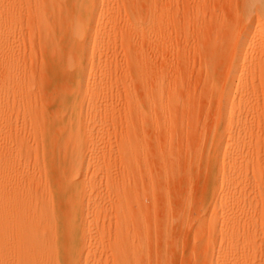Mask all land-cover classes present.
<instances>
[{"label": "rangeland", "instance_id": "obj_1", "mask_svg": "<svg viewBox=\"0 0 264 264\" xmlns=\"http://www.w3.org/2000/svg\"><path fill=\"white\" fill-rule=\"evenodd\" d=\"M5 1L6 15L2 17L0 15L1 208L5 209L6 203L11 207L28 209H39L45 206L40 199V193L54 184L47 165L48 148L51 147L50 144L55 138H59V135L64 133L62 137L67 145L63 141V146L66 149L63 146L64 150L58 148L62 158L55 154L57 158L59 157L60 161L70 159L71 171L75 175L83 171V166H89L86 178L73 175L72 179L77 182L78 186L84 190L90 188L99 194L107 189L108 183L112 182L111 185L123 189L124 192L128 191V195L132 194V214L136 208L135 214L137 215L134 214L131 220L139 221V215L141 213L143 215L138 224L130 223L132 230L129 233L131 232L132 242L134 240L133 246H135H132V255L130 253V259L133 260H128L127 264H131L134 260L136 263L132 264H211L214 262L221 249V238L217 236L212 242H208L212 237L208 223L211 213L208 211L206 213L205 210H208V203H210L208 201L222 198L224 189H222L221 180L215 178V173L211 169L216 152L214 146L216 130L214 129L218 124L216 120L218 116L215 115L218 114L216 113L218 112V98L215 97V90L212 86L214 87L216 83L223 84L226 78L227 67L230 66L233 54L232 38L240 34L245 25L243 1L96 0L97 9L105 10V13L101 17L103 28L94 35L91 43L95 40L101 41L103 36L110 34L108 29L105 30L107 21L113 24L117 32L113 35L115 39L112 37L111 46L106 54L96 52L81 61L75 51L71 50L70 58L74 59V64L80 62L82 69H88V71L93 69L94 72L93 74L88 73L89 83L80 89L78 107L82 105L85 109L82 111L79 109L82 116L77 119L81 127L76 129L77 135H74L73 131L67 134L66 131H69L67 128L71 129L70 125L66 129L65 127L59 128V126L57 129L55 123L51 122L53 121L51 117L55 120L58 112L57 103H55L57 95L62 91L71 93L78 80L77 75L68 74L67 76L61 72L60 68L66 56H63L60 50L68 46L63 40L66 39L64 30L67 29V24H65L67 21L64 22L63 19L57 22L55 28L58 29L57 33L60 35L56 33L59 41L57 42L60 44L54 45L53 48L52 45L49 46L48 40H43L46 37H42V30L36 18L26 12L28 10L27 0L17 1V15L14 19L8 15V0ZM254 13L256 12L252 11L250 16L255 19L256 14ZM135 24L138 29L134 33L132 27ZM142 32L146 34L144 33L141 38ZM138 33L141 34L138 35ZM250 41L251 47L257 46L258 36L252 37ZM126 48L130 50L129 53L131 52V55L127 52L129 57ZM63 51L66 53L67 49ZM139 51L142 53L139 62L144 58V61L148 60L149 63L147 61L146 64L143 61L145 64L137 62L140 65H132L136 57H140L141 54H137ZM131 58L135 59L132 61ZM131 65L133 67L143 65L144 67H139L141 70L136 68L131 71ZM100 76L103 80H100ZM154 76L158 78L155 79ZM160 79L164 87L161 86ZM155 83H160V86L164 88L162 89L165 97H162L164 98L162 102L165 101L161 105L167 108L159 106L158 103L159 107L155 108L156 111L151 105L153 111L150 122H148L143 116L141 117V113L143 107L145 110L149 109L146 100L150 92L154 93ZM258 85L256 89L259 95L255 100L261 103L260 93L264 89L259 88ZM25 92L31 98L32 111L35 110L33 112L37 115L36 129L40 126L37 131L32 130L34 133H31L33 134L31 138L21 135V132H16L23 128L24 123L26 127H29L28 125L33 124L36 118L35 113H33L35 118L30 116L25 118L23 108H20V102L23 101L21 97L26 95ZM127 98L139 103L137 105H143L141 109L138 108L139 113H133L132 110V115L136 114L134 117L131 112L125 110ZM170 102H172L171 105ZM89 105L101 107L103 111L108 109L104 113L94 114L96 117L97 115L102 117V120L98 119L99 123L102 121L105 125L106 120L108 124L105 125L103 132H98L97 129L91 137L85 131L94 127V122L91 120L95 116L87 112ZM136 109L135 106L134 112ZM174 111L177 112L176 115ZM52 124L55 125L54 130H50L53 127ZM262 126L264 124L254 129L251 135L253 139L248 138L245 141L246 148L250 147L251 153H255L251 155L249 151L243 156V160L247 159L244 162L248 165L245 172L246 179L243 176L234 181V185L237 183L246 185L245 192L240 199L242 206L239 203L240 209H244L243 215L238 214L239 217H237L243 216L242 222H245L246 218L247 220L245 223H239V227L236 224L235 230L231 229L233 239L238 246L236 251L238 259L234 261V258L230 257L233 264H264V139L262 138L264 128ZM127 133L133 145L131 149L133 161L130 160L127 163L129 167L121 163L118 154L120 145L118 142L120 143L121 138H124ZM55 134L56 137L53 138ZM136 140L139 142L137 143ZM255 143L258 146L257 149H255ZM137 145L139 146L136 148ZM225 153L223 149L220 153L221 157ZM210 157H212L211 160ZM241 162L237 163L233 169L238 171L246 165ZM6 163L10 170L7 182ZM227 171L228 168L219 166L217 172L221 175ZM6 183L12 186L7 197ZM212 185L215 186L213 193ZM22 187L26 191L28 189L29 192L23 193ZM108 202L106 200L99 206L108 216L105 225L100 224L99 226L100 238L93 236L95 239L91 242L88 235L71 232L74 245L82 246L84 249L92 246L91 251L85 250L90 254L82 264H99L100 262L101 264H112V254H110L112 252H110L111 248L109 249L106 239L115 232L114 224L109 222V219L114 216L112 212L115 214V211L110 209L111 202L110 204ZM230 218L234 219L232 216ZM216 224L217 228L222 226V219L218 218ZM132 225L138 226L137 229ZM140 246L143 249H140ZM136 249L140 257L137 254L134 255ZM9 258L11 257H8V261L12 259ZM0 264H6V248L0 250Z\"/></svg>", "mask_w": 264, "mask_h": 264}, {"label": "bare ground", "instance_id": "obj_2", "mask_svg": "<svg viewBox=\"0 0 264 264\" xmlns=\"http://www.w3.org/2000/svg\"><path fill=\"white\" fill-rule=\"evenodd\" d=\"M17 1L18 0H8V6H9L8 15H10L12 19H14V16L17 15L16 14L17 13L16 12ZM242 1H243L242 2L243 20L245 22V25H244L242 32L236 36H233L232 38L231 44L233 47L232 49L233 54L230 52L232 54V57H231V62L229 64L230 66L227 67L228 69V71H226L227 74L225 73L226 78L224 79L223 84L221 83L222 86L219 83H216V84L213 83L214 87L212 86L213 84L211 85L212 88H214L215 90L214 92L215 97L218 98V101H217V104H218L217 111L218 112H216L218 114H215L218 116V118H216V120H218V124L216 126L217 129L216 128L214 129L216 130V134H214L216 137L214 140V146H215L216 152L214 151L215 152L214 157H213L214 161L212 163L211 169H213V173H215L214 174L215 178H217V180H221L222 189H224L222 198L220 200L211 199V201H208L210 202L208 203L209 204L208 208L205 207V209L206 208L208 209V210H205L206 213L207 211L211 213V216L209 217L210 219L209 221L208 220L207 221L210 225L209 228L211 229L212 237H211V241H208V242H212L214 239L217 238V236L221 238L220 239L221 249L218 251L216 255V259L214 260L212 258L214 262H212L211 264H214V263L215 264H233L232 261H230L231 258L232 259L234 258V261L238 259V257L236 258V251L238 249V246L236 244V241H234L233 239L231 229L233 228L235 230L236 224H237V227H239V223H245L247 220L246 218L245 222H242L241 218H243V216L241 218H238L240 214L243 215L244 209L242 208H241L242 210L240 209L239 203H241L240 199H242L243 192H245V189H246V188L244 189V187L246 185L245 184L240 185L238 183L237 185H234V181H236L237 179L243 176H244V179H246L245 172L248 169V165H247V162H244V160H247V159L243 160V156L246 154V152H249L251 149L250 147L248 149L246 148L247 145L245 146L246 144L245 141L248 140V138L249 139L251 138V135H253L254 129L256 130V127L264 124V90L263 92L260 93L261 103L255 100V98H257V96L259 95L256 89V85L259 84L258 87L259 88L261 87L262 89H264V0H242ZM26 4H27L26 6L28 7V10L27 11L25 10V11L32 17L34 16L36 18L35 20L40 24V27L42 30V37L43 36L46 37L43 40L45 39L48 40L49 46L52 45L53 48H54V45L60 44V43L58 44L59 41L57 40V35L58 36L60 35L57 33L58 29L56 30L55 28V26H57L58 24L57 22L59 20L63 21V19H64V22L65 20L67 21L65 23L67 24V29L64 30L65 36L63 35L64 38L66 39H63V40L66 41L64 42L68 44V46H65L66 44L64 43V46L66 48L63 49V46H61L62 43L60 45L61 49L63 50L67 49L66 53L63 50H60L61 53H63L62 54L63 56L66 55L65 59H63L62 61L63 63L60 62L61 63L60 68H61V72H63V74H67V76L68 74L77 75L78 80L76 81V85H74L75 88L72 91L73 93L72 92L70 93V91H67L68 93L66 91L64 92L62 91L61 93L57 95L55 99L56 100L55 103L58 104V105L56 104V109L58 107L57 109L58 112L56 116L54 115L56 117L55 120L54 118L51 117V119L53 120L51 122L55 123L57 129H58V126L59 128L65 127L66 129V127L67 126L69 127L70 125L71 129L67 128V130L69 129V131H66L67 134L68 132L73 131L74 135H77L78 131L76 133V129L78 130V128H81L79 126L77 119L82 116V113L81 112L79 113V109L81 111L85 109V107L82 105L78 107V104L80 101V91H81L80 89L81 87L83 86L85 87L86 85H88L89 83L88 73L93 74L94 72H93V69H90L89 71L88 69H82L80 62H78V64H74L73 63L74 59L70 58L72 56L70 55V53L75 51V53L79 56L78 59H80L81 61H83L85 57L88 58V56L96 52L98 53L100 52L101 54H104V53L106 54V52L109 50L111 46L112 37H114L113 35H116L117 30L114 29L113 24L110 21H107L105 30L108 29L110 34L108 36L107 35L103 36L101 41L95 40L93 41V43H91V39L94 38V35H96L97 32H100L103 28V25L101 24V17H102V14L105 13V10L97 9L98 4L96 3V0H93V1L91 0H27ZM5 7H6V1L0 0L1 17L6 15ZM27 7L25 8L27 9ZM252 11L256 12L254 13L256 14L255 19L250 16ZM12 19L10 21H12ZM134 28L136 29V24L134 27H132V30L133 32L137 31L138 28L136 30ZM145 32H142L141 38L143 37ZM60 33H62V30ZM122 34H124V31ZM131 34L133 33L131 32ZM140 34L141 33H138V35ZM254 36H258V44L255 47H251L250 40ZM133 38H134V34H133ZM125 50H126V53L127 52L129 53L130 51L127 48ZM129 54L131 55V52ZM137 54H141V55H139L140 57H136V59L131 58L132 61L134 59L136 60L134 61L135 62L134 64L133 62L131 63L132 65H135L138 63L141 64V62L144 61V58H143V60L139 62V59H141L142 53L139 51L137 52ZM137 54H134V55L136 56ZM130 55H128V57ZM128 57H127V60L129 59ZM147 61H144V62H146L147 64ZM144 62L142 64H145ZM92 63L93 62H91V64ZM132 65L130 66L132 67L131 71H134L136 68L138 69L139 67L143 66L142 65L139 67H135L137 66L135 65L133 67ZM101 76H100V80H103L101 79L103 76L102 77ZM68 78H66V80ZM157 78L158 76L155 79ZM161 84H162L161 86H163L162 81H161ZM161 86H160V83H157L154 93L150 92L149 96H147L146 104L149 106L148 110H145L144 109L145 107L142 108L141 106L143 105L141 104L137 105L139 103L137 102L135 103L133 99L131 100L130 98L132 97L127 98V101H126L127 103H125L127 104L125 110L126 111L128 110L127 112H131V115H132L133 113H139L137 111H140V109L142 108L143 112L141 113L142 114L141 117L143 116L144 119L150 122L151 112L153 111L151 105H153L155 109L156 107H159L161 104H163V102L165 101L164 100L162 102V100L164 99V98L162 99V97L163 96L165 97L164 92H163V89H164L163 87L165 85L163 87ZM27 93L26 95L25 94L23 95V98L21 97V100L23 101L20 102V108H23V112H24L23 114L25 118L26 116L35 118L36 112H33L35 110L32 111V107L30 106L31 98L29 95L31 94H29L30 92L28 93L29 95ZM166 93H167V90H166ZM169 96H170V93L168 95V98L170 100ZM177 98L179 97L177 96ZM158 103H159V106H158ZM171 104L172 102H170V105ZM107 105L109 106V104ZM135 106L137 109L134 112ZM164 106L165 105H163L162 107ZM87 107H88L87 112L95 116V118L91 120L94 122L93 129L88 128L89 126L87 124L88 130L87 129L85 130L91 137L93 136V133L97 129H98V132H103L104 128H106L105 125L107 126L108 124L106 120H105L106 122L105 125L102 123V121L99 123L98 119L102 120V117L100 118L98 115L96 117V115L94 114L104 113L108 109L105 108L107 110L103 111L101 107L99 108V107L90 106V105ZM165 107L167 108V106ZM138 108L140 109L138 110ZM132 110H133V113H132ZM33 113H35V115ZM174 114L176 115L177 112L175 113L174 111ZM131 115H129V117L133 116ZM135 115L136 114H134V116ZM112 118H114V116ZM36 119H37V115L35 118V122H33V124L31 123V125L29 124L28 125L29 127H26L25 123L23 122L24 123L22 124L23 128L20 131L18 129V131L16 132L17 133L21 132V135L30 137L31 135H33L31 133H34L32 132V130L35 131L37 127L38 121ZM156 122L159 125L158 120H156ZM75 123L77 124L75 125ZM55 125L53 126L52 124L53 127H51L50 130L51 129L54 130ZM262 127L264 128V126ZM39 128L40 126H38V129ZM38 129H36V131ZM65 129H64V132H65ZM52 133H54V131ZM63 135L64 133L61 136L59 135V138H55L56 134L53 135V138H55L54 139L55 142L53 139H51L53 141L51 142L52 144H50L51 147L49 146L50 148H48V155L46 157L48 159L47 165L49 166L48 168L49 173H51V177L53 180L52 182H54V184H52L50 187H47V189H45L44 191L40 193V199L43 202V204H45L44 207L46 208L41 207L39 209L38 208L28 209V208L11 207L7 205V203H6L5 209L1 208L0 206V250L2 251L3 248H6V264H82L83 260H87L89 258L88 255L90 253H87V252L92 250V246H89V249L88 248L84 249V247L82 246L74 245L71 232L75 231V232H80L81 234L88 235L91 242L95 239V237L100 238L101 235L99 233V226L100 224L105 225L108 219V216L106 215L105 210L103 208H99V206L105 203L106 200L107 202L108 200L109 202H111V205L109 207H111L110 209H113L115 211V214L114 212H112L114 216L112 215L113 217L109 219L110 220L109 222L113 223L114 224L113 226H115L113 227L115 232L112 236L109 235L108 239L105 238L106 241L108 240L106 243L109 245V249L111 248L110 252H112L110 254H112L111 256L113 260L112 259L110 260H112V264H127L128 260H133V259H130L131 258L130 256L132 255L131 250L134 244L133 243L134 240L132 242V238L130 235L131 232L129 233V231L132 230V228H130V223L135 222V220L132 221L131 219H132V216L136 212V208L134 209L135 210L134 214H132V210H133V201H132L133 199L131 196L132 194L128 195V191L124 192V190L121 188H120L121 189L120 191V189L113 186V184L111 185L112 182L108 183L107 189L99 194L92 191V189L90 188L86 190H84L83 188H80L77 182L72 179L73 175L75 174L71 171L72 170L71 160L64 159L63 161H60L59 159V157H61L59 150H61L63 146V141L64 142L66 141L62 137ZM129 136L127 133V135H125L124 138L122 137L123 139L121 138L120 143L118 142V145L120 144L118 147L119 148L118 154L120 156L119 160L121 161V163H123V165L126 164L127 167H129L127 163L130 160L133 161V159H131L132 158L131 149L133 145L131 141L132 139H130ZM262 138L264 139V137ZM138 142L139 140L137 141V143ZM134 144H136V142ZM263 145H264V140H263ZM138 146L139 145H137L136 148ZM255 146L256 148L255 147L253 148L257 149L258 146L256 145V143H255ZM64 149L66 148L64 147ZM223 149H225L226 153L224 156L221 157L220 153ZM137 150H133V151L136 152ZM139 150H141V148ZM55 154H57V156L59 155V157L57 158ZM252 154H255V153H251V155ZM169 155L170 154H168V156ZM165 158H166V155H165ZM211 158L212 157H210V160ZM255 158L256 157H254V159ZM252 159H253V156H252ZM241 161L245 163L246 165L238 171L234 170L233 169L234 166ZM130 163L132 164L133 162H130ZM104 164H107V163L104 162ZM170 165L172 166V164ZM219 166L228 168V171L223 172L220 175L217 172ZM83 168H84L83 171L80 174L76 173L75 176L81 175L82 178H86L89 172V166L86 165V167L83 166ZM8 169H9V165L6 163V182H7L8 174L10 172V170ZM121 186L123 187V185ZM10 188H12V186L6 183V192L8 191L6 193V197L9 193ZM214 189H215V186L212 185L211 186L212 193ZM22 192L27 193L29 192V190L27 189L26 191L25 188L22 187ZM241 206H242V203H241ZM92 208H93V212L91 213ZM138 211L140 210L138 209ZM141 214L139 215L140 216L139 221L136 220V222L134 223L135 225L141 221L142 216H143ZM231 216L234 217V219L230 218ZM218 218L222 219V226L218 227L219 229L217 228V224H216ZM111 220H113V222ZM111 223H109V225H111ZM135 225H132V226H135ZM137 227L135 226L136 229ZM140 249H143V248H141L140 246ZM20 250L22 254H20L21 253ZM85 250H87V252ZM135 254H137V256L139 255L140 257V253H138V249L135 250L134 255ZM9 256L12 258V259L9 258L11 259L10 261H8ZM84 257L86 258L84 259ZM107 259H109V257ZM212 259L211 261H213ZM134 262L136 263L135 260ZM134 262H131V264ZM101 263L102 262H100L99 264Z\"/></svg>", "mask_w": 264, "mask_h": 264}]
</instances>
